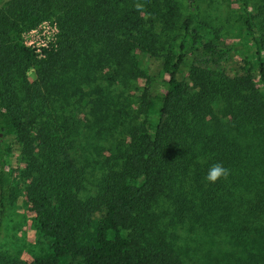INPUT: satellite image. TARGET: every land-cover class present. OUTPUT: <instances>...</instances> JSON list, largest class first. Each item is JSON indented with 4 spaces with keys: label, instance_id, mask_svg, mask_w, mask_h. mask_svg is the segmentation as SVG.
Instances as JSON below:
<instances>
[{
    "label": "trees",
    "instance_id": "trees-1",
    "mask_svg": "<svg viewBox=\"0 0 264 264\" xmlns=\"http://www.w3.org/2000/svg\"><path fill=\"white\" fill-rule=\"evenodd\" d=\"M1 1L0 213L23 197L48 241L3 264H264V0H242L255 52L234 68L187 48L197 0ZM50 18L40 58L21 34Z\"/></svg>",
    "mask_w": 264,
    "mask_h": 264
},
{
    "label": "rangeland",
    "instance_id": "rangeland-1",
    "mask_svg": "<svg viewBox=\"0 0 264 264\" xmlns=\"http://www.w3.org/2000/svg\"><path fill=\"white\" fill-rule=\"evenodd\" d=\"M182 4V8L188 9L189 0H177ZM254 1V0H253ZM3 5V1L0 2V6ZM242 0H197L195 14L192 21V34L187 42V48L193 49L198 47L199 43L204 41H213L217 46V49L226 50L223 52L227 59V64L234 68L237 62L243 60H254L255 48L250 40V37L243 26H241L237 20L238 15L242 11ZM56 24L55 19H45L37 26L40 28L39 37L34 35L31 39L36 42L43 43L42 47H47L46 44L57 45L59 29L56 37L54 36L53 26ZM57 25V24H56ZM20 27V25H19ZM17 32V29H15ZM28 30L22 32V37L25 41V36ZM41 38V39H40ZM50 45V46H51ZM48 46V47H50ZM210 54V53H209ZM235 54L236 57L232 58L231 55ZM40 58L43 55L39 56ZM188 63L191 64V58ZM149 64L150 72L152 75L160 76L158 63L147 61ZM187 71V68H185ZM28 78L33 80L36 78L35 71L33 69L28 70ZM142 81H134L132 88L141 86ZM157 120V113L153 112L150 117V122L154 126ZM4 145L14 149L13 154L7 156L10 166L8 172L11 174L14 172V166L16 164L15 153L18 152V144L13 136H6L4 138ZM100 154L105 153L103 143L100 144ZM6 212L2 215L0 213V264H3L6 260L21 259V260H33L36 256L42 255L47 251L48 241L39 232L35 225L33 214L26 206V200L23 197H18L15 203L10 201V198L6 197L5 200ZM191 247H200L199 256L201 261L206 260L204 254L207 253L209 247L201 246L196 242L188 240ZM212 253V252H211ZM73 261L70 257L64 258L62 264Z\"/></svg>",
    "mask_w": 264,
    "mask_h": 264
},
{
    "label": "built area",
    "instance_id": "built-area-1",
    "mask_svg": "<svg viewBox=\"0 0 264 264\" xmlns=\"http://www.w3.org/2000/svg\"><path fill=\"white\" fill-rule=\"evenodd\" d=\"M53 28H54V30H55V32H54V36L56 37V35H57V33H58V27H57V25L55 24L54 26H53ZM39 30H40V28H38V27H34V28H32V29H30V30H28L27 32V35L25 36V44L26 45H28V46H30V47H32V48H34V50L41 56V55H44V49L45 48H48V46H50L51 45V43L48 45V44H46V46L47 47H40L41 46V44H43V43H40V42H42L43 41V39H42V41H40V42H36V43H34V41L31 39L32 37H34V35H37V37H39L40 35H39ZM41 39V38H40Z\"/></svg>",
    "mask_w": 264,
    "mask_h": 264
},
{
    "label": "clouds",
    "instance_id": "clouds-1",
    "mask_svg": "<svg viewBox=\"0 0 264 264\" xmlns=\"http://www.w3.org/2000/svg\"><path fill=\"white\" fill-rule=\"evenodd\" d=\"M228 175V169L221 164H213L207 170L204 179L208 182L215 183L218 179L226 177Z\"/></svg>",
    "mask_w": 264,
    "mask_h": 264
}]
</instances>
